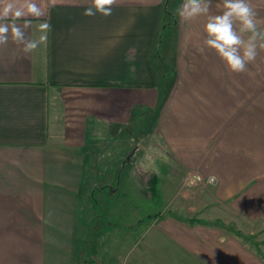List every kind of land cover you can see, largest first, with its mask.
<instances>
[{"label":"crops","instance_id":"crops-1","mask_svg":"<svg viewBox=\"0 0 264 264\" xmlns=\"http://www.w3.org/2000/svg\"><path fill=\"white\" fill-rule=\"evenodd\" d=\"M36 2L47 45L0 48V264H264L212 220L264 222V51L230 73L203 45L206 18L175 14L183 0H118L108 17Z\"/></svg>","mask_w":264,"mask_h":264},{"label":"clouds","instance_id":"clouds-1","mask_svg":"<svg viewBox=\"0 0 264 264\" xmlns=\"http://www.w3.org/2000/svg\"><path fill=\"white\" fill-rule=\"evenodd\" d=\"M117 2L91 0L82 15L108 17ZM211 6L212 0H183L175 14L182 22L205 17L204 47L214 51L230 73H244L247 66L255 62L259 52L264 51V28L259 26L255 8L251 0H223V11L214 15L211 14ZM45 16L46 10L36 0H0V48L11 43L15 46L17 58H27L47 45L52 30L48 20L37 25L38 36L30 33L33 20H41ZM217 182V176L209 175V185L215 186Z\"/></svg>","mask_w":264,"mask_h":264},{"label":"rangeland","instance_id":"rangeland-1","mask_svg":"<svg viewBox=\"0 0 264 264\" xmlns=\"http://www.w3.org/2000/svg\"><path fill=\"white\" fill-rule=\"evenodd\" d=\"M146 142H147L148 145H150L149 143H151L150 141L148 142L147 140H146ZM143 157L144 158L138 157L140 159V163L139 164L142 165L141 176L142 175H143V177L146 176L147 179H149L150 178V176L148 175L149 167L151 166V162L154 161L156 158L154 156V153L153 154L152 153H149V154L145 153L143 155ZM141 162H143V163H141ZM137 171L139 172V170H137ZM208 177H206V178L203 177V178H204V180H206ZM202 183H206L207 185H205V186L207 188H210V189H211V187L213 188V186L209 185L206 181L200 182V183H196V185L199 186ZM217 184L218 183H216V185ZM191 186L192 185L183 184L181 186V188H182V190L183 189H189ZM208 194L210 195V190H209ZM181 206H183V205L181 204ZM139 207H140L141 214H143V216L151 214L154 211L156 212L157 209H158V207L155 206V204H153V203H151L149 201H145V200L144 201L139 200ZM164 207H166V204H165ZM207 208L210 209V210L215 208L214 212L221 213L220 211H216V210L219 209V206L217 204H215V203H210V205H208ZM164 212H167V209ZM214 217H213L212 220H213V222L216 223V225H219L220 227H222L223 229H225L227 231L228 230H233L234 235L239 236L241 239H243V241L250 242L252 245L254 244L256 246V249L259 251V255H261V256H259V258L261 260L264 259V222H260L257 225H254V224L249 223L245 219L241 218V221L239 222L240 223L239 224L240 225L239 226L240 229H237L236 225H233V224H231L229 222H226V221L230 220V218H229L230 216L221 215V216H219L218 219H214ZM129 241H130V238H129ZM259 245L262 246V247L259 248Z\"/></svg>","mask_w":264,"mask_h":264},{"label":"built area","instance_id":"built-area-1","mask_svg":"<svg viewBox=\"0 0 264 264\" xmlns=\"http://www.w3.org/2000/svg\"><path fill=\"white\" fill-rule=\"evenodd\" d=\"M192 179H191V182L192 183H200V182H204V181H208V178L206 179V180H204V178L202 177V176H193V177H191Z\"/></svg>","mask_w":264,"mask_h":264},{"label":"trees","instance_id":"trees-1","mask_svg":"<svg viewBox=\"0 0 264 264\" xmlns=\"http://www.w3.org/2000/svg\"><path fill=\"white\" fill-rule=\"evenodd\" d=\"M166 7H167V6L165 5V12H166V14H168V10H167ZM151 189L153 190V186H151Z\"/></svg>","mask_w":264,"mask_h":264}]
</instances>
